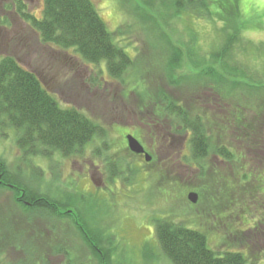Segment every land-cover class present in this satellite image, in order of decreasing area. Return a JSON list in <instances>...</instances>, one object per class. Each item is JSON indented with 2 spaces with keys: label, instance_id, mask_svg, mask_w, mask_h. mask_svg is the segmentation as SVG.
<instances>
[{
  "label": "rangeland",
  "instance_id": "1",
  "mask_svg": "<svg viewBox=\"0 0 264 264\" xmlns=\"http://www.w3.org/2000/svg\"><path fill=\"white\" fill-rule=\"evenodd\" d=\"M91 1L113 42L132 60L121 80L112 79L103 65L41 42L28 23L17 21L0 49V59L13 57L35 73L60 107L78 110L106 131L105 145L96 138L81 155L23 158L15 131L1 125L0 159L13 176L64 201L60 211L43 214L16 204L14 192L0 188V264H101L78 229L85 222L98 235L92 240L96 246L103 253L111 250L113 264H171L154 232L155 220L165 218L202 229L214 251L239 252L245 264H264V169L254 181L244 180L250 169H262L253 154L239 166L237 158L226 164L214 151L222 145L235 155L243 151L242 139L230 130L231 113L239 109L246 123L264 103L256 95L242 96L250 82L228 76L210 55L228 33L240 32L243 41L234 42L229 62L261 77L248 89H264V0H206V13L176 12L160 0ZM42 10V0L29 5L38 19ZM175 48L180 54L169 67ZM209 69L213 77L202 78ZM261 91L257 96L264 97ZM161 93L207 119L212 144L207 157H191L179 123L162 112ZM128 133L147 147L148 163L124 148L122 136ZM115 160L122 166L119 176L109 172ZM188 192L198 195L194 205ZM65 207L70 217L63 214Z\"/></svg>",
  "mask_w": 264,
  "mask_h": 264
},
{
  "label": "trees",
  "instance_id": "2",
  "mask_svg": "<svg viewBox=\"0 0 264 264\" xmlns=\"http://www.w3.org/2000/svg\"><path fill=\"white\" fill-rule=\"evenodd\" d=\"M160 1L168 7H174L176 12H178V8L197 12V9H200L203 10L201 13L207 12L206 0ZM42 3L41 18L23 15L32 29L39 35L41 42L54 45L64 51L71 50L88 64L103 65L106 73L112 79H122L125 72L132 66V60L123 51L124 49L113 42L111 33L108 32L91 0H42ZM191 4L193 5L190 6ZM237 41L238 43L243 41L240 32L228 33L222 45L210 54L211 59L219 61L221 69L228 76L242 77L250 82L249 85L245 84V87H253L252 83L260 81L261 77L251 73L246 67L238 68L229 62L232 59L234 42ZM179 54L178 49H172L171 58L167 64L169 67H174L173 63L175 62L172 61H177ZM189 55L195 56L190 52ZM199 59L198 62L201 64L202 61ZM192 64L194 69L199 68L198 65ZM210 70L204 71L202 78L207 74L213 77L214 73ZM197 79L200 80L201 78ZM214 83L219 85L217 80H214ZM223 83L224 81L221 80L220 84ZM254 87L255 89L245 88L246 93L242 92V96L250 98L256 95L254 97L259 98L264 103V97L257 96L260 90L264 92L263 86ZM171 98L161 93L158 100L161 101L162 112L167 118L175 119L184 134L188 133L186 143L190 148L191 157L196 160L204 159L212 147L211 138L207 132V119L204 120L201 114L192 112ZM257 107L259 109L254 112L253 119L246 123L241 120L239 109L234 108L235 112L231 113L233 114L231 118L234 119L230 127L232 136L238 141L240 139L243 141L242 147H240L243 148V151L239 149V156L224 145L216 147L214 150L218 158L226 164L234 162V159L237 158L239 166L244 164L240 161L244 159L247 153L253 154V157H250L251 160L262 169H250L251 176L244 173L242 175L244 180L245 177L246 179L248 177L247 180L251 178L254 181L255 175L264 169V107L258 105ZM1 125L15 131L16 146L23 158H51L54 154H59L62 157L81 155L86 145L96 138L101 139L102 144L105 145L103 141L106 138V131L100 124L74 108L60 107L54 97L41 86L37 77L32 72L22 68L10 56L0 59V127ZM225 125L229 126V123L224 122ZM221 128L224 130L223 126ZM222 129L219 130L224 132ZM248 160L245 163H248ZM111 164L109 169L111 176H119V172H122V166L116 160L112 161ZM253 165L251 166L254 167ZM17 174L20 176L19 172ZM247 185L249 184L247 183ZM4 187L10 188L14 192L16 204L28 210L41 211L43 214L60 211L59 207L64 201L31 187L32 190L30 186L23 183L20 177L13 176L4 160L0 159V188ZM226 187L231 188L228 185ZM63 214L70 217L71 212L67 211L65 207ZM74 223L76 224V222ZM85 225L86 222L78 229L88 247L97 253L101 264H113L109 256L111 250L106 249L103 253L102 249L96 246L98 235ZM260 225L264 227V222ZM252 229L261 230V227L255 226ZM199 230L190 229L180 222L167 218L158 219L154 222L158 247L171 264L246 263L245 256L239 252H218L209 248L206 234L202 229L199 228ZM240 233L243 235V233H248V230ZM94 237L97 240L92 241ZM260 251L254 252L259 253Z\"/></svg>",
  "mask_w": 264,
  "mask_h": 264
},
{
  "label": "flooded vegetation",
  "instance_id": "3",
  "mask_svg": "<svg viewBox=\"0 0 264 264\" xmlns=\"http://www.w3.org/2000/svg\"><path fill=\"white\" fill-rule=\"evenodd\" d=\"M36 1L37 0H0V49L10 39V36H11L10 34L13 32V31H10V29L15 28L17 21H19L21 23V25L22 24L25 25L27 23L29 24V22L24 19L23 15L25 14V15H32L33 16L32 12L29 11V5H32ZM29 26H30V24H29ZM30 72H32V71H30ZM33 74L37 77L41 86L43 87L39 77L35 73H33ZM153 127H155V125ZM127 135L133 136L142 145L144 151L149 154V152H148L149 150L147 149V147L142 144V142L137 138L136 135L134 136L131 133H128ZM188 136H189L188 133H185L183 135L182 140L184 142H186ZM125 137H126V135L122 136V138H123L122 144H123L124 148L128 149ZM184 145H185V143H184ZM131 154H133V153H131ZM133 155L144 160V157L142 154H140V155L133 154ZM150 159H152V156H150ZM146 163H148V162H146Z\"/></svg>",
  "mask_w": 264,
  "mask_h": 264
},
{
  "label": "water",
  "instance_id": "4",
  "mask_svg": "<svg viewBox=\"0 0 264 264\" xmlns=\"http://www.w3.org/2000/svg\"><path fill=\"white\" fill-rule=\"evenodd\" d=\"M128 150L136 155L142 154L145 162L150 161V156L144 151L142 145L131 135H126L125 137ZM198 195L195 192H189L187 194V200L195 204L197 202Z\"/></svg>",
  "mask_w": 264,
  "mask_h": 264
}]
</instances>
